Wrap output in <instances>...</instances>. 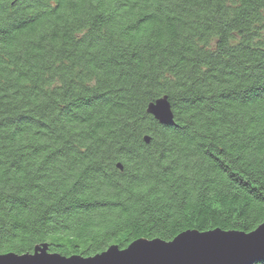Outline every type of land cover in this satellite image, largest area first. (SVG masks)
<instances>
[{
  "label": "trees",
  "instance_id": "obj_1",
  "mask_svg": "<svg viewBox=\"0 0 264 264\" xmlns=\"http://www.w3.org/2000/svg\"><path fill=\"white\" fill-rule=\"evenodd\" d=\"M263 222L264 0H0V253Z\"/></svg>",
  "mask_w": 264,
  "mask_h": 264
},
{
  "label": "water",
  "instance_id": "obj_2",
  "mask_svg": "<svg viewBox=\"0 0 264 264\" xmlns=\"http://www.w3.org/2000/svg\"><path fill=\"white\" fill-rule=\"evenodd\" d=\"M160 123L171 125L174 115L168 98L147 108ZM146 142L149 137H144ZM122 169V165L118 164ZM264 262V222L247 233L216 228L185 230L170 241L139 238L126 248L111 245L101 253L84 257L49 251V244H36L31 252L0 253V264H256Z\"/></svg>",
  "mask_w": 264,
  "mask_h": 264
}]
</instances>
